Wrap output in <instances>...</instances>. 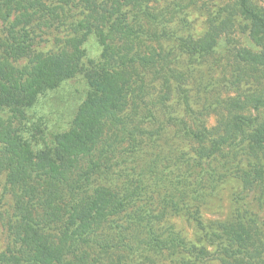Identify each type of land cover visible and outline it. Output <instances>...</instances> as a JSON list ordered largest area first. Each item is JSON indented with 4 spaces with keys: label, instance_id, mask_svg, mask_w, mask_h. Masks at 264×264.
Instances as JSON below:
<instances>
[{
    "label": "trees",
    "instance_id": "1",
    "mask_svg": "<svg viewBox=\"0 0 264 264\" xmlns=\"http://www.w3.org/2000/svg\"><path fill=\"white\" fill-rule=\"evenodd\" d=\"M67 1L0 0V20L6 26L0 37V178L6 175L15 197L9 226L15 250L9 256L0 253V264H119L112 248H119L129 229L149 236L139 242L153 246L147 258L170 253L178 264L213 257L222 264H264V223L253 212L204 228L206 241L216 248L213 254L176 232L156 236L147 225L149 215L133 218L142 228L124 227V213L139 189L121 193L112 184L108 148L99 152L98 161L85 163L100 149L108 129L122 127L139 64L151 65L170 84L171 63H200L218 52L225 39L232 44V36L242 30L254 48L234 47L227 56L235 91L222 99L217 125L181 120L180 130L195 144V161L232 159L221 161L225 165L238 160L232 151L243 152L245 187L264 185V121L255 115L264 110V0H230L209 12L207 30L196 39L178 30L189 25L184 12L159 8L165 0H77L85 5V20L76 27L70 48L39 52L34 23ZM176 20L177 27L170 29ZM168 42L174 43L173 50ZM78 77L88 83V97L71 128L54 133L46 113L49 95ZM124 132L130 158L160 135L139 138L146 131L138 127ZM99 177L102 183L95 184ZM110 232L116 236H106Z\"/></svg>",
    "mask_w": 264,
    "mask_h": 264
},
{
    "label": "rangeland",
    "instance_id": "2",
    "mask_svg": "<svg viewBox=\"0 0 264 264\" xmlns=\"http://www.w3.org/2000/svg\"><path fill=\"white\" fill-rule=\"evenodd\" d=\"M229 1L165 0L159 8L169 7L171 11L184 12L189 25L181 28L179 26L178 30L181 34L196 39L204 36L207 30L208 13L220 10ZM83 9L84 3L77 0H69L52 7L49 14L34 23L37 42L35 48L44 54L68 50L73 33L78 29L76 27L80 21L85 20L82 19ZM77 19L79 21L75 22ZM177 22L178 20L171 22L169 28H176ZM80 31H83L82 27ZM5 32L6 26L0 20V37H4ZM167 45L173 50V42H168ZM239 46L254 48L242 30L232 36V44L225 39L218 52L200 63L194 61L181 65L171 63L170 84H166L162 73H157L151 65L139 64L133 78L135 84L129 93L127 107L121 114L122 127L108 129L104 143L92 157L93 160L89 157L85 162L88 165L92 161H98L96 158L99 157V152L108 148L109 153H112L109 155L111 161L108 163L111 164L109 171L112 184L121 193L139 189L140 195L124 213L126 215L124 227L142 228L133 218L149 215L151 219L147 225L155 230L156 236L168 238L171 232H176L186 241L204 247L214 254L216 248L206 241L204 235V228L212 222L231 221L240 214L250 211L264 223V185L245 187L242 177L243 171L248 170V163L242 160L243 152L232 151L231 154L237 156L238 160L225 165L221 161L227 159L229 162L232 159L219 157L218 161L204 160L199 163L194 160L195 144L180 130L181 120L187 121L190 125L195 121H198L199 125L205 123L208 128L217 125L223 109L222 99L234 96L235 91L228 67L226 68V65L230 64L227 56L234 47ZM88 47L93 48L90 42ZM171 50L168 54L170 58ZM173 75L179 79L182 76L183 81L179 80L177 83ZM89 91L88 83L82 77H78L65 82L59 90L49 95L46 113L49 114L52 132H66L71 128L78 109L88 97ZM255 115L259 116L260 121H264V110ZM16 125L19 128L23 126L21 123V126L19 123ZM135 127L146 131V134L139 138L152 133L160 135L156 142L148 141L146 145L139 146L137 157L130 158L127 151L129 140L124 130L132 132ZM6 179L5 174L0 178V253L9 256L10 252L15 250L11 245L9 229L15 197ZM94 183H102L100 177ZM133 231L124 230L119 248H112V253L117 255L115 256L117 263L178 264V260L170 253L163 255L165 260L161 256L147 258L148 254L154 252V248L141 245L139 242L149 239V236L135 234ZM106 236L116 235L110 232ZM196 264L222 262L213 257Z\"/></svg>",
    "mask_w": 264,
    "mask_h": 264
}]
</instances>
